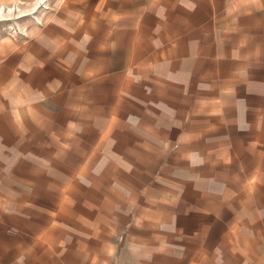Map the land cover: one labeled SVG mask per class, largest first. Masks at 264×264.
<instances>
[{
  "label": "crops",
  "instance_id": "0c3cea01",
  "mask_svg": "<svg viewBox=\"0 0 264 264\" xmlns=\"http://www.w3.org/2000/svg\"><path fill=\"white\" fill-rule=\"evenodd\" d=\"M49 19L0 63V264H264V0Z\"/></svg>",
  "mask_w": 264,
  "mask_h": 264
},
{
  "label": "rangeland",
  "instance_id": "374dc122",
  "mask_svg": "<svg viewBox=\"0 0 264 264\" xmlns=\"http://www.w3.org/2000/svg\"><path fill=\"white\" fill-rule=\"evenodd\" d=\"M63 0H0V63L3 60L4 55L9 53H15L18 47V42L23 43L22 40L27 39L33 32V28L36 24H42L49 21L50 13L56 10V7ZM4 50V51H3ZM16 217V215H14ZM1 218V216H0ZM15 225H10L12 232H9L7 239H2L3 245L6 241L10 249V257L14 252V246L20 245L21 240L32 242V238L22 237L16 233V230L22 229V222ZM0 221V231H1ZM21 225V226H20ZM27 225L23 229H27ZM21 227V228H20ZM31 230L32 228H28ZM0 236L1 233H0ZM14 236V237H13ZM1 243V242H0ZM31 245L25 244V257L33 258L32 251L29 249ZM17 251V249H16ZM16 253L14 254V257ZM21 256V254H20ZM28 262H26L27 264Z\"/></svg>",
  "mask_w": 264,
  "mask_h": 264
}]
</instances>
